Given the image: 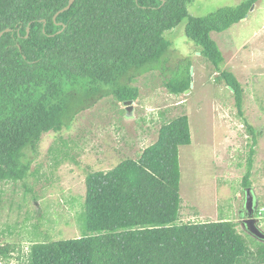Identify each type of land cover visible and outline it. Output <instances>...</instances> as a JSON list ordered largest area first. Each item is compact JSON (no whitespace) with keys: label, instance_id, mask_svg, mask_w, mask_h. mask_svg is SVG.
Wrapping results in <instances>:
<instances>
[{"label":"trees","instance_id":"1","mask_svg":"<svg viewBox=\"0 0 264 264\" xmlns=\"http://www.w3.org/2000/svg\"><path fill=\"white\" fill-rule=\"evenodd\" d=\"M255 1L207 18L189 13L192 0H75L54 20L69 0H0V32L11 28L0 37V197L19 182L33 192L27 180L42 136L71 128L93 98L136 99V77L158 69L169 71L171 93L190 89L192 60L167 65L165 34L185 19L186 36L221 72L217 79L243 113L242 84L222 69L225 57L210 32L246 18ZM191 143L187 114L163 123L138 158L87 174L81 236L35 242L19 262L11 261L9 244L0 246V264H264V242L252 236L253 248L239 223L183 220L180 147ZM53 158L55 166L65 159ZM243 185L252 186L250 169ZM260 211L256 206V216Z\"/></svg>","mask_w":264,"mask_h":264},{"label":"rangeland","instance_id":"2","mask_svg":"<svg viewBox=\"0 0 264 264\" xmlns=\"http://www.w3.org/2000/svg\"><path fill=\"white\" fill-rule=\"evenodd\" d=\"M243 1L192 0L189 13L210 18ZM247 15L222 32H210L225 57L222 69L234 72L242 84L243 113L231 87L217 79L221 72L186 36L185 19L165 36L172 44L167 65L188 57L193 62L189 91L171 93L164 85L169 71H151L133 82L138 97L129 99L131 117L125 112L128 100L108 94L90 100L71 128L42 136L27 180L33 192L25 193L19 182L4 186L0 197V246L15 250L12 262L25 260L35 242L81 236L87 174L108 171L126 157L138 158L156 141L160 126L182 114L189 116L192 135V143L180 147L183 220H232L253 248L258 245L241 226L240 211L245 210L249 186L243 179L250 169V188L264 213V0L255 1ZM215 21L220 25L222 20ZM54 154L65 157L56 166ZM32 194L36 199L31 200ZM260 226L264 230V219Z\"/></svg>","mask_w":264,"mask_h":264},{"label":"water","instance_id":"3","mask_svg":"<svg viewBox=\"0 0 264 264\" xmlns=\"http://www.w3.org/2000/svg\"><path fill=\"white\" fill-rule=\"evenodd\" d=\"M75 0H69L68 5L59 10L55 15H54V20L57 19L58 15L62 13L65 10L70 9L72 4L74 3ZM11 31V28H7L4 31L0 32V37H2L6 32ZM29 32V28H28ZM193 82V80H192ZM192 85V84H191ZM189 91V89L187 90ZM127 105V113L128 115L131 116L132 114V106H131V100H128L125 102ZM245 210H246V217H241L240 223L242 227L252 236L256 237L260 241L264 242V230L260 226V219L256 216V206H255V199H254V194L252 188L248 187L246 190V203H245Z\"/></svg>","mask_w":264,"mask_h":264},{"label":"flooded vegetation","instance_id":"4","mask_svg":"<svg viewBox=\"0 0 264 264\" xmlns=\"http://www.w3.org/2000/svg\"><path fill=\"white\" fill-rule=\"evenodd\" d=\"M240 216L245 218L246 217V210H241L240 211Z\"/></svg>","mask_w":264,"mask_h":264},{"label":"built area","instance_id":"5","mask_svg":"<svg viewBox=\"0 0 264 264\" xmlns=\"http://www.w3.org/2000/svg\"><path fill=\"white\" fill-rule=\"evenodd\" d=\"M260 216L262 219H264V213L260 211Z\"/></svg>","mask_w":264,"mask_h":264},{"label":"clouds","instance_id":"6","mask_svg":"<svg viewBox=\"0 0 264 264\" xmlns=\"http://www.w3.org/2000/svg\"><path fill=\"white\" fill-rule=\"evenodd\" d=\"M260 220H263L262 218H261V216H257Z\"/></svg>","mask_w":264,"mask_h":264},{"label":"crops","instance_id":"7","mask_svg":"<svg viewBox=\"0 0 264 264\" xmlns=\"http://www.w3.org/2000/svg\"><path fill=\"white\" fill-rule=\"evenodd\" d=\"M223 52V51H222Z\"/></svg>","mask_w":264,"mask_h":264}]
</instances>
